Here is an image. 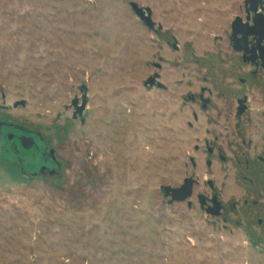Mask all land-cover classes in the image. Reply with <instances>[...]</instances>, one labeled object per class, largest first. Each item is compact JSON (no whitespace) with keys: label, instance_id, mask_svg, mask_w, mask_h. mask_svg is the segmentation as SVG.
Segmentation results:
<instances>
[{"label":"rangeland","instance_id":"374dc122","mask_svg":"<svg viewBox=\"0 0 264 264\" xmlns=\"http://www.w3.org/2000/svg\"><path fill=\"white\" fill-rule=\"evenodd\" d=\"M246 1L0 0V121L40 134L62 164L34 178L1 154L0 264H264L232 157L206 166L204 143L225 136L208 118L225 114L199 102L220 106L217 84L233 99L230 26ZM155 74L163 89L146 85ZM188 177L243 208L225 222L169 204L162 187Z\"/></svg>","mask_w":264,"mask_h":264},{"label":"flooded vegetation","instance_id":"af4514ba","mask_svg":"<svg viewBox=\"0 0 264 264\" xmlns=\"http://www.w3.org/2000/svg\"><path fill=\"white\" fill-rule=\"evenodd\" d=\"M230 28L231 48L240 64L237 67L239 74L235 75L232 87L233 99H228L230 87L224 91L225 86L222 84H217L220 106H216L210 98H205V93L199 99L204 111L214 105L215 109L220 108L225 114L223 118H208L209 124L225 125L223 135L226 137L219 134L213 143L208 140L204 143L208 158L206 166L212 168L214 158L226 165L232 157L237 180L243 183L248 193L249 198L244 205L248 211L259 210L256 213V224L264 228V9L245 6L241 9V14L235 16ZM235 64L237 62L233 65L236 66ZM219 76L220 82L228 85L222 79L226 75ZM152 78H155V84L150 87L159 88L157 85L160 83V75L155 74L150 79ZM226 139V144H223L221 140ZM196 150H200L198 146ZM3 152L19 160L23 165V173L28 176L53 179L61 174L62 164L56 151L40 134L26 127L0 121V157ZM191 162L196 168L195 160L192 159ZM189 180L192 181L191 195L185 201H173L172 197H168L169 204L186 203L189 209L198 205L201 211L225 222L229 221V215L240 208L236 203L223 200L215 184L207 179L203 190L197 193L195 189L200 186V181L193 177L186 178L179 187L171 188L181 189Z\"/></svg>","mask_w":264,"mask_h":264},{"label":"water","instance_id":"95a60500","mask_svg":"<svg viewBox=\"0 0 264 264\" xmlns=\"http://www.w3.org/2000/svg\"><path fill=\"white\" fill-rule=\"evenodd\" d=\"M251 5V8H263L264 9V1L263 0H248L245 3L246 8ZM130 6L133 9L136 16L148 27L154 28L155 22L152 18V10L150 8H141L137 3L130 2ZM176 47V46H175ZM155 78L149 79L146 83L147 86H153L155 84ZM159 88H162V84L157 85ZM24 104V103H23ZM75 107V114L74 118L77 119L78 117H82L86 107H87V97L85 96L82 100V103L79 104V100H75L73 103ZM191 186L192 181L189 180L186 182V186L182 187L181 189H173L169 186L162 187V191L164 192L165 196L172 197L173 201H185L191 195Z\"/></svg>","mask_w":264,"mask_h":264}]
</instances>
